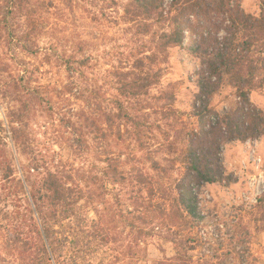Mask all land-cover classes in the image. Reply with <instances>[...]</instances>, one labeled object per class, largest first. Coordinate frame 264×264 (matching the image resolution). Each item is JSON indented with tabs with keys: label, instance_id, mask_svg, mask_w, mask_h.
<instances>
[{
	"label": "rangeland",
	"instance_id": "obj_1",
	"mask_svg": "<svg viewBox=\"0 0 264 264\" xmlns=\"http://www.w3.org/2000/svg\"><path fill=\"white\" fill-rule=\"evenodd\" d=\"M172 1L164 0L165 19L151 18L140 24L126 21L127 0H29L33 9L29 20L21 16L17 0H0V177L5 160L22 177L35 158L50 168H63L83 187L99 194L101 224L109 235L98 245L79 243L78 264H151L172 256V245L162 237L165 233L145 236L136 247L134 231L127 224L140 196L133 170L165 187L178 183L186 173L187 136L202 123L198 114L202 105L211 110L204 113L205 122L240 112L262 110L264 116V24L259 31L240 30L233 39L234 56L254 68L247 103L226 75L220 80L212 77L210 82L217 86L209 90V53L201 50L194 55L186 49L193 43L202 44L203 49L208 46L209 52L223 46L230 37L229 14L236 9L264 23V0H226V10L220 13L189 14L184 47L162 52L157 42L161 32L170 28L169 18L175 14L170 11ZM144 22L148 32L143 31ZM154 52L157 58L153 56L151 62L148 57ZM139 58L144 59L142 70L158 71L156 83L141 102L125 103L139 121L140 138L130 121L117 119L109 129L103 116L104 110L116 112L114 72L136 69ZM68 61L79 68L73 75L65 68ZM71 87L73 93L67 94ZM19 109L25 111L31 138L25 150L8 136L11 112ZM97 126L106 130V137ZM260 127L257 137L221 146L222 181L193 185L205 215L193 232L199 231L216 246L222 240L227 244L235 230L248 227L252 233L246 264H264V210L255 206L264 192V122ZM109 164L124 179H116ZM39 172L31 173L33 180L45 168ZM1 186L0 182V194H5ZM88 216L96 218L91 211ZM5 224L0 212L2 256ZM134 248L143 263H136ZM69 256H65L67 264H74ZM6 259L5 264H17L9 256Z\"/></svg>",
	"mask_w": 264,
	"mask_h": 264
},
{
	"label": "trees",
	"instance_id": "obj_2",
	"mask_svg": "<svg viewBox=\"0 0 264 264\" xmlns=\"http://www.w3.org/2000/svg\"><path fill=\"white\" fill-rule=\"evenodd\" d=\"M17 1L21 16L29 20L33 13L29 0ZM163 3L164 0H127L124 17L128 22L137 23L151 18L162 21L165 19ZM226 3V0H173L170 11H174L175 14L169 18L170 28L159 35L158 49L166 52L169 48L184 47L189 14L195 13L207 17L211 11L220 13L226 10ZM229 18L230 37L223 46L212 48L209 52L208 46L203 49L202 44L193 43L186 49L194 55L209 53L206 60L209 90L217 86L216 82H210L212 77L220 80L226 75L247 103V93L254 85V68L234 56L233 39L240 30H261V25L264 23L256 22V18L238 9L230 12ZM35 23L33 25L37 29V20ZM142 26L143 31L148 32V24L144 22ZM153 56L157 58V53L154 52L148 57L151 62H154ZM80 64H84V61ZM143 66L144 59L139 58L135 62V67L139 71L134 68L114 72L118 90V98L114 100L116 112L113 114L111 110L103 111L107 128L113 129L117 119H126V123L130 121L136 126L135 134L139 138L141 136L139 121L137 122L128 112L125 103L131 105L132 100L141 102V98L157 81L158 71L153 68L145 71L142 70ZM65 68L72 75L76 69H79L70 61ZM67 92V94L73 93V88H69ZM210 111L206 105H202L198 111L202 123L187 136L184 152L186 173L178 183L165 187L160 181L153 183L146 175L132 168L140 196L134 201L135 207L129 212L132 216L127 224L134 231L136 247L143 241L141 240L143 237L154 236L158 232L161 235L165 233L162 237L172 245L173 250L172 256L153 261L151 264H235L236 261L246 264L248 261L252 233L248 227L235 230L227 244L222 240L216 246L207 241L199 231L193 232L195 226L205 219V215L199 209L198 195L194 192L193 185H211L222 181L224 172L219 157L221 146L226 141L244 140L260 135L262 131L260 125L264 122L263 111L245 113L246 115L240 112L228 116L225 120L217 118L205 122L204 113ZM10 117L11 126L8 136L18 146L25 147V150L31 140L25 111L23 109L12 111ZM88 120L92 125H96L93 120ZM97 129L104 132L103 136H107L105 129L99 126ZM119 129H121L120 125L117 129L118 135H120ZM32 160L33 163L27 174L22 173V177L15 175L12 166L6 160L2 165L0 182L1 187L7 192L0 194V212L6 223L2 231L4 256L0 254V264H5L8 256L17 264H67L65 256L68 253H70L69 260L78 264L76 254L81 252L79 243H85L87 246L98 245L109 235L107 231L104 234L101 224L102 200L98 193L83 187L63 168H50L39 159L32 158ZM42 167L45 168L44 174L33 180L31 173L39 174ZM110 167L116 179L119 176L120 179L121 177L124 179L116 166L110 165ZM143 190L145 195L141 194ZM23 201L25 203L22 204ZM255 206L264 210V192ZM89 211L93 212L96 218H88ZM82 213H86L85 216H82ZM260 226L259 229L262 228V225ZM256 229L257 227L254 228ZM138 253L134 248L133 256L137 257L136 263H143L144 260L140 259Z\"/></svg>",
	"mask_w": 264,
	"mask_h": 264
}]
</instances>
